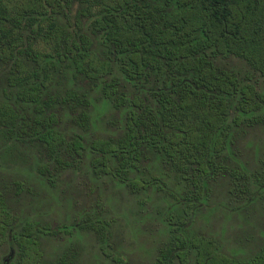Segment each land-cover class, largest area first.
I'll return each instance as SVG.
<instances>
[{
    "label": "trees",
    "instance_id": "1",
    "mask_svg": "<svg viewBox=\"0 0 264 264\" xmlns=\"http://www.w3.org/2000/svg\"><path fill=\"white\" fill-rule=\"evenodd\" d=\"M67 171L100 199L53 226ZM117 216L145 264H264V0H0V264H130Z\"/></svg>",
    "mask_w": 264,
    "mask_h": 264
},
{
    "label": "rangeland",
    "instance_id": "2",
    "mask_svg": "<svg viewBox=\"0 0 264 264\" xmlns=\"http://www.w3.org/2000/svg\"><path fill=\"white\" fill-rule=\"evenodd\" d=\"M88 176L87 173L74 174L68 171L61 174V189L62 193L66 195V198L64 201H60V203L54 202L52 205L51 209L54 214H51V225L54 226L58 221L64 220L59 218V216L61 217L65 214L63 211L66 212L68 209L74 211L73 209L79 210L81 208H90L95 201L100 199L99 187H97ZM105 190L113 192V195L116 194L114 200L122 205L121 208H115L113 211L121 209L122 216H125L127 213V215L133 219L134 215L132 212L129 213V205H131L130 200L127 201L126 198L121 199V197H123L121 194L122 192L120 193L121 189L119 187H109ZM68 198L73 201V206L69 207L70 201ZM149 204L150 203H148V205ZM133 207L134 209L136 208L135 205H133ZM60 210L62 211L60 212ZM131 210L134 211L132 208ZM56 215L59 216L57 217ZM131 219H129V221ZM114 222L116 224V236L113 247H116L119 244L120 248L125 252V257L130 264L147 263L150 258L154 256L151 251H153V249L155 251V248L160 245V241H162V236L158 234L156 228L158 224L152 223L149 219H144L141 222L134 223V229L132 230L130 228L132 222L126 223L124 219L118 216ZM211 223L213 224V220ZM231 230L232 232L241 234L242 239H245L244 247L248 251H254L257 248V245L264 241V220H261V218H253L252 223L245 225L242 229H239L237 226H232ZM81 244L83 248L80 257H83V261L85 260L86 264H109L105 263L102 259L104 255L97 250L92 238L87 237Z\"/></svg>",
    "mask_w": 264,
    "mask_h": 264
}]
</instances>
